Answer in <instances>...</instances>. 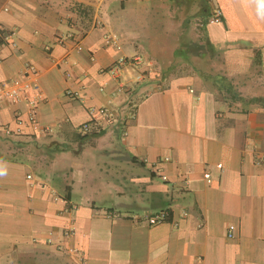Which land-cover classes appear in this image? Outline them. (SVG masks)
<instances>
[{
  "label": "crops",
  "instance_id": "crops-1",
  "mask_svg": "<svg viewBox=\"0 0 264 264\" xmlns=\"http://www.w3.org/2000/svg\"><path fill=\"white\" fill-rule=\"evenodd\" d=\"M28 64L38 126L0 100V142L34 147L0 157V264H264V0H0V82Z\"/></svg>",
  "mask_w": 264,
  "mask_h": 264
},
{
  "label": "built area",
  "instance_id": "built-area-1",
  "mask_svg": "<svg viewBox=\"0 0 264 264\" xmlns=\"http://www.w3.org/2000/svg\"><path fill=\"white\" fill-rule=\"evenodd\" d=\"M222 21V12L219 8H213L210 18L208 19L209 23H218ZM201 26L204 23L200 24ZM72 35L68 34L67 36H59L57 38V42L60 44H64L66 41L72 40ZM111 42L117 45L116 37L111 39ZM143 64V60L140 56H132V57H121L119 58L108 70V74L115 79L119 87L122 89L124 88V84L121 82V76L124 67L129 66L132 68H136L139 65ZM35 67L33 65H26L24 67L22 73V80L13 81V82H0V100H9L11 102H18L22 99H26L27 103L30 105L29 112H28V122L33 127L38 126L37 121V106L41 100V94L39 90V84L35 79ZM143 75H140L139 79H142ZM69 96L75 97L76 94L72 91H68L67 93ZM91 117L93 118L92 121L86 122L82 125L81 131L88 132L93 125L98 121L96 117H100L101 120L106 122L107 124H113L115 119V114L112 110L106 107H99V108H91L89 110ZM16 124L17 128L15 133L21 132V127L24 124V121L20 117V115L16 116ZM14 131V130H13ZM11 131L8 127H6V133L10 134ZM30 178V176H28ZM167 219V212L161 211L157 214L152 216L146 217V221L151 225L160 224ZM235 226L229 225L227 228V237L233 238L234 237Z\"/></svg>",
  "mask_w": 264,
  "mask_h": 264
},
{
  "label": "rangeland",
  "instance_id": "rangeland-1",
  "mask_svg": "<svg viewBox=\"0 0 264 264\" xmlns=\"http://www.w3.org/2000/svg\"><path fill=\"white\" fill-rule=\"evenodd\" d=\"M177 3H178L177 1L176 2L170 1V7H168L167 10L160 11L156 15L159 18L165 17L166 21L170 19L171 22L167 26L172 30V32L180 31L181 28H184L183 26L186 27L187 31H190L191 26H193L195 20L193 19V16H191V18L188 16L187 10H184L185 8L178 7ZM167 5H168V3H167ZM167 26L162 25V28L160 27V28H158V30L162 31V30H164L163 28L166 29ZM19 144L20 145L22 144L20 147H23V150L21 149L18 152L27 153V156H30V154H33V152H34L33 148L34 147L32 145H29V143L24 142V141L17 143L15 140L13 142L12 141L10 142L6 139V141L0 142V148L3 146L2 152H4L5 155H7L9 157H16V155H18V153L16 152L14 145L18 146ZM47 264H58V262L54 258H49V262Z\"/></svg>",
  "mask_w": 264,
  "mask_h": 264
},
{
  "label": "trees",
  "instance_id": "trees-1",
  "mask_svg": "<svg viewBox=\"0 0 264 264\" xmlns=\"http://www.w3.org/2000/svg\"><path fill=\"white\" fill-rule=\"evenodd\" d=\"M253 101H254V102H259V101H261L262 103H264V100L256 99V98L253 99ZM0 157H1V158H7L6 155H5V154H2L1 152H0ZM165 212H167V211H165Z\"/></svg>",
  "mask_w": 264,
  "mask_h": 264
}]
</instances>
